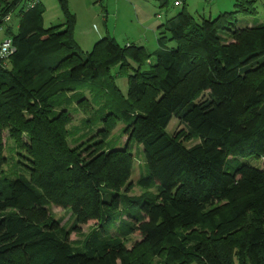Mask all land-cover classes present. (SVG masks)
Segmentation results:
<instances>
[{
	"label": "trees",
	"instance_id": "16d2710c",
	"mask_svg": "<svg viewBox=\"0 0 264 264\" xmlns=\"http://www.w3.org/2000/svg\"><path fill=\"white\" fill-rule=\"evenodd\" d=\"M58 2L63 23L44 28L36 0H0L15 49L0 60V134L13 144L8 159L0 137V264H264V15L254 1L208 20L183 9L158 28L152 53L105 36L85 54ZM237 14L253 23L236 26ZM13 15L16 32L4 24ZM72 82L89 83L91 98ZM88 108L72 140L70 113ZM172 119L183 129L168 133ZM110 122L123 146L108 141Z\"/></svg>",
	"mask_w": 264,
	"mask_h": 264
},
{
	"label": "rangeland",
	"instance_id": "374dc122",
	"mask_svg": "<svg viewBox=\"0 0 264 264\" xmlns=\"http://www.w3.org/2000/svg\"><path fill=\"white\" fill-rule=\"evenodd\" d=\"M239 0H66L69 13L74 19L73 28V40L80 53L85 54L92 50L94 44L105 36H110L120 45H136L144 46L149 52H153L157 49L156 39L158 34V28L161 25H168L176 15L183 9L194 19H214L223 13H232L235 11V4ZM254 1L256 0H249ZM43 10V26L44 28H51L58 26L64 21V12L59 5L58 0H36ZM175 2L179 4L175 5ZM255 3L257 6L256 15H264L263 9L260 7L259 1ZM253 23L252 18L242 17L237 14L236 26H250ZM5 25H11L13 32H16L18 17L13 15L10 17ZM7 39L5 34V26L0 28V43ZM118 71L117 67L111 69V75H114ZM117 78V77H116ZM117 85L120 87L123 93L127 90L126 77L117 78ZM68 87L74 88L75 93H82L87 99L92 96V89L89 83L72 82L67 84ZM94 94V93H93ZM70 95V94H68ZM100 98V97H99ZM104 99V98H103ZM100 98L99 101L103 102ZM93 100V99H92ZM95 107H99L102 103H98V96L95 95L94 99ZM75 106V105H74ZM90 109H87L85 113L83 110L71 112V136L73 140L77 136L86 132L81 130L80 132L74 131L78 127L82 126V121L88 117ZM109 126H112L108 134V141L115 140L114 143L117 146H123L126 136L121 134L122 125L114 122H110ZM99 128L101 126H98ZM183 129L177 122L172 119L167 127L168 133L179 132ZM97 131V127L94 128L92 133ZM3 155L9 159V150L13 149V144L9 140L7 132L2 131L0 134ZM185 142L187 146H192L198 143L195 140H188L186 137ZM184 142V143H185ZM14 155V153H12ZM15 157V156H14ZM140 158L135 159L133 172L131 175L132 182H135L138 178L141 161ZM255 167L260 166V162L255 163L250 161ZM16 163V161H15ZM9 176L14 175L13 163L4 167L8 171ZM133 195L140 194V190L134 187ZM51 212L55 219L61 220L64 224L70 217V210H63L55 207H51ZM94 227V223L90 222L83 226L78 233H73L70 236V240L76 246H81L83 236ZM191 264H197L195 262Z\"/></svg>",
	"mask_w": 264,
	"mask_h": 264
},
{
	"label": "built area",
	"instance_id": "2783aa9c",
	"mask_svg": "<svg viewBox=\"0 0 264 264\" xmlns=\"http://www.w3.org/2000/svg\"><path fill=\"white\" fill-rule=\"evenodd\" d=\"M179 4L178 2H175V5ZM10 20V16H6L4 18L5 22H8ZM15 49L11 44L10 39H5L0 43V60L6 62L7 59L14 53Z\"/></svg>",
	"mask_w": 264,
	"mask_h": 264
},
{
	"label": "crops",
	"instance_id": "0c3cea01",
	"mask_svg": "<svg viewBox=\"0 0 264 264\" xmlns=\"http://www.w3.org/2000/svg\"><path fill=\"white\" fill-rule=\"evenodd\" d=\"M62 23H63V21H62Z\"/></svg>",
	"mask_w": 264,
	"mask_h": 264
}]
</instances>
